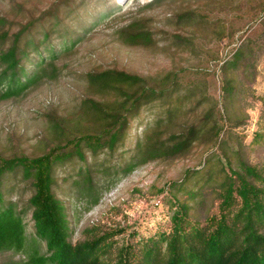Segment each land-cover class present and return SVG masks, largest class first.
<instances>
[{"label":"trees","instance_id":"1","mask_svg":"<svg viewBox=\"0 0 264 264\" xmlns=\"http://www.w3.org/2000/svg\"><path fill=\"white\" fill-rule=\"evenodd\" d=\"M157 2L151 0L146 6ZM44 15L47 23L31 20L12 34L0 31V87L6 84L0 98L54 79L60 70L57 64L84 34L86 20L67 25L52 8ZM144 25L143 19L132 17L115 30L116 36L125 45L153 43L151 30ZM36 32L46 43L48 59L41 55ZM241 56V50H236L224 62L223 73L236 68ZM86 77L89 83L105 88L112 79L143 81L139 75L114 68L88 71ZM223 82V114L231 130L244 125L247 116L230 117L229 100L235 97V103L245 108L246 95L228 77ZM157 93L139 86L123 92L115 108L83 97L82 106L103 114L100 132L82 130L85 126L77 114L43 113L47 128L62 134V141L51 143L37 155L0 152V264H264V157L251 160L252 150L241 140L229 146L232 131L221 134V118L212 119L208 111L198 122L163 137L161 126L179 108L177 100H162L157 105L159 113L149 122L142 109L160 98ZM58 108L57 103L54 109ZM134 120L137 130L143 125L142 133L132 131ZM206 134L219 152L208 153L200 166L185 169L182 178L169 182L178 209L171 215L168 232L136 239L134 235L125 238L124 229L86 225L79 238L71 241L70 200L88 210L119 176L150 161L185 155ZM262 135L256 133L253 141ZM100 155L104 158L98 160Z\"/></svg>","mask_w":264,"mask_h":264},{"label":"rangeland","instance_id":"2","mask_svg":"<svg viewBox=\"0 0 264 264\" xmlns=\"http://www.w3.org/2000/svg\"><path fill=\"white\" fill-rule=\"evenodd\" d=\"M150 1L0 0V18L3 17L0 31L6 30L9 34L31 20L47 23L44 12L51 8L67 25L86 20L84 34L81 33L72 50L59 61L60 70L54 79L49 77L18 95L0 98L2 154L37 155L51 143L62 141V134L47 128L43 113L58 117L61 113L77 114L85 126L82 130L100 132L103 114L82 106L83 97L115 108L123 92L134 91L142 85L155 89L157 95L160 93L158 100L149 101L153 107L148 104L142 109L149 122L159 113L160 101L177 100L179 111L161 126L163 137L198 122L207 111L211 112L212 119L221 118V134L226 133L231 126L223 114V80L228 77L234 85H241L246 95L245 108L235 103V97L229 100V115L247 116L244 125L230 130L229 146L241 140L252 150L251 160L264 157V0H159L146 6ZM181 14L188 16L177 18ZM132 17L145 21L153 43L125 45L117 38L115 30ZM35 39L41 40V55L48 59L50 53L41 34L36 32ZM238 49L242 52L238 66L226 68L224 74V62ZM107 68L139 75L143 81L112 79L106 88L87 81L88 71ZM5 88L3 82L0 89ZM137 123V120L132 122V131L142 133L144 127L141 124L137 130ZM256 133L263 135L253 141ZM212 151L219 152L211 147V136L201 135L185 155L150 161L119 176L88 210L70 200L71 241L79 238L86 225L124 229L125 238L134 235L136 239L168 232L171 215L178 209L171 197L169 182L182 178L185 169L200 166ZM103 158L100 155L98 160ZM27 193L25 190L24 195Z\"/></svg>","mask_w":264,"mask_h":264}]
</instances>
